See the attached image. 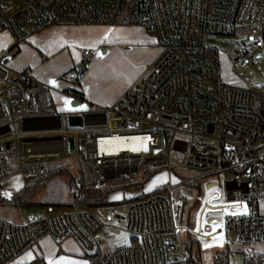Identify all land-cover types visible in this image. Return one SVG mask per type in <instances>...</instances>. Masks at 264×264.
<instances>
[{
    "label": "built area",
    "instance_id": "obj_1",
    "mask_svg": "<svg viewBox=\"0 0 264 264\" xmlns=\"http://www.w3.org/2000/svg\"><path fill=\"white\" fill-rule=\"evenodd\" d=\"M5 1L0 0V32H11L16 41L26 38L28 26L119 24L151 31L161 52L115 104L71 113L58 112L48 85L1 56L0 184L11 156L17 157L24 180L45 179L55 164L77 157L80 187L103 189L148 166L168 174L176 167L192 171L191 181H200L201 188L176 193L183 184L169 181L130 199L125 216L106 219L85 210L79 189H71L72 202L48 218L25 224L0 219V264H10L45 237L76 239L93 257L90 264H187L188 241L213 244L220 230L211 233L214 225L227 246V235H236V244L245 249L244 264H264V250L255 249L264 244V93L224 81L215 45L246 27L249 42L242 40L235 51L236 60L246 63L264 45L252 34L260 28L264 33V0H20L18 11ZM97 52L85 49L82 55L92 60ZM87 72L86 67L73 71L71 82L80 83ZM68 95L84 101L73 91ZM70 116H80L82 125L70 126ZM40 121L46 129H27ZM59 130L65 133L52 134ZM0 196L21 205L14 192L2 189ZM198 200L193 225L189 212ZM103 234L126 235L129 243L110 250Z\"/></svg>",
    "mask_w": 264,
    "mask_h": 264
},
{
    "label": "rangeland",
    "instance_id": "obj_2",
    "mask_svg": "<svg viewBox=\"0 0 264 264\" xmlns=\"http://www.w3.org/2000/svg\"><path fill=\"white\" fill-rule=\"evenodd\" d=\"M5 6L18 11L22 9L23 3L20 0H6ZM117 26L120 27V29H118ZM135 27L136 26H124L119 24L107 25L102 33L105 39L103 45L109 50H112V53L103 55L99 53V56H96L93 61H86L83 59V62L77 65V68L82 70L87 67L90 71L93 69L95 72V79L100 80L109 91L120 90L133 82L126 90L132 88L147 75V69H149V66L151 65V63L147 64V67L143 69L146 65L145 60L149 53L143 57V53H135L134 50L129 53L120 52L128 46L124 45L120 47L121 42L124 41L120 40V38L128 37L130 35L136 36L141 31H138V29H142ZM109 29L112 31H109ZM246 30V27H241L237 30L235 35L230 37H220L216 41L215 45L219 50L223 79L227 83L264 93V45L259 48L257 52L246 61V63L242 64L240 61L236 60L235 51L239 48L241 41L245 40L249 42L251 34H248ZM26 32L28 39L34 34V30L31 28H28ZM148 32L154 36L151 31H147V35H149ZM252 34L255 38L264 41V33L261 28L257 33ZM151 35L150 37H152ZM150 37L141 41L128 42H132L134 45L138 44L139 46L142 44L152 45L153 42ZM73 44V47L77 48L78 53L82 50V46L88 45L85 37L78 33L75 34ZM93 64L94 66H92ZM145 72L147 73L145 74ZM68 74L70 77L71 72ZM67 75L65 77H67ZM137 76L138 78L135 79ZM64 133V131L59 130L52 134L63 135ZM70 133L73 134V132ZM174 158L178 160L180 156L175 155ZM158 163H160V160L156 162V165H158ZM8 165L9 168L4 173L5 179L0 184V190L3 189L14 192L20 199L21 205H14L6 198L0 196V219L13 224H25L27 220L29 222H36L48 218L53 215L54 209L59 205L71 203L72 199L70 196V190L73 188L70 187L69 182L71 178L81 177L79 160L77 157H72L70 159L62 160L53 166L54 170H57L58 172L64 170L63 172L61 171L60 174L45 182L43 185H40L37 189L29 191L25 190L26 183L31 187L35 181H33V177L25 180L22 178L21 165L18 164L17 157H9ZM147 168L148 166H146L138 175L126 178L124 182H129L133 179L137 181L138 179L143 178V171ZM195 176V173L192 171L179 167L174 168L170 174L163 169L161 172L152 176L148 183L137 190L127 189V192L119 190L118 192L112 193L109 195L108 200L104 205L90 206L84 203L88 205L85 210L101 217L102 219H106L108 216H125L129 209V203L131 202L130 199L136 197L137 194L146 195L153 193L155 190L162 189V185L169 181L173 184H176V182L183 184L182 186L175 188L176 193L183 192L187 188L194 191H196L194 188L198 187V189H200V181H191ZM225 178L230 180L232 174L229 173ZM160 195L167 197L169 193L162 192ZM203 195L204 192L202 197H204ZM114 196H119L120 198L113 199ZM200 204L201 201L198 200L196 204L193 205V208L190 209L189 220L190 222L194 221L193 225L198 218L197 213ZM260 206L262 212H264V200L261 201ZM227 238L229 242L228 246L225 242L222 243L220 241H216L213 244H200V253L198 252L196 257H199L201 264H214V258L218 254L223 253H228L230 264H244V247L236 244V235L228 234ZM102 239L106 248L110 250H116L129 243L128 236L126 235L108 237L103 234ZM255 249L257 252L263 251L264 244L255 245ZM83 253L85 254L84 250Z\"/></svg>",
    "mask_w": 264,
    "mask_h": 264
},
{
    "label": "crops",
    "instance_id": "obj_3",
    "mask_svg": "<svg viewBox=\"0 0 264 264\" xmlns=\"http://www.w3.org/2000/svg\"><path fill=\"white\" fill-rule=\"evenodd\" d=\"M106 26L55 24L45 27L40 31H36L32 26H28L26 30L31 28L34 30V34L29 39L26 35V40L23 39L21 41H16L11 32L2 31L0 32V57L4 55L10 56V67L17 71H30L35 79L48 85L51 88L55 108L58 112L71 113L73 111H85L93 107L111 106L117 102L133 82L120 90L109 91L100 80L95 79L93 69L90 71L86 67L89 71L80 83L71 82L68 74L69 72L72 73L73 71L80 70L77 68V65L83 62L84 57L81 53L85 49H96L98 52L95 57L99 56V53L101 55L112 53V50L103 45L105 39L102 33L106 29ZM117 28L120 29L118 26ZM138 28H142L138 29V31L141 30L138 35L120 38V40H124L121 42L120 47L128 45L120 52L129 53L134 50L135 53H143V57L149 53L145 60L146 65L143 68L145 69L147 64L152 63L158 57L161 50L154 33V36L149 32V35H147V31L149 30L143 27ZM76 33L82 34L88 44L82 46L83 48L80 53H78L77 48L73 47ZM149 37L153 42L152 45L150 44L151 46L149 44L139 46L132 43ZM93 59L86 61H93ZM66 75L67 77H65ZM51 81H55V84L51 83ZM71 91L77 93L84 101L74 99L68 95ZM4 98V86L0 83V100ZM213 222H218V220H214ZM202 224L203 213L199 219V226ZM221 230L220 226L212 228L211 233H215L216 235V232H219L216 235L215 242H224V235L221 233ZM205 237L210 238L211 234H206ZM92 259L93 257L83 253V249L74 238L68 237L63 240H56L51 237H45L38 244L15 258L10 264H38V262L40 264H50V262L51 264H90Z\"/></svg>",
    "mask_w": 264,
    "mask_h": 264
},
{
    "label": "trees",
    "instance_id": "obj_4",
    "mask_svg": "<svg viewBox=\"0 0 264 264\" xmlns=\"http://www.w3.org/2000/svg\"><path fill=\"white\" fill-rule=\"evenodd\" d=\"M162 170L163 169L161 168L146 169L145 171H143V174H144L143 178H140L137 181L135 180H132L129 182H124V181L119 182L118 181L115 183L108 184L103 189H95L92 186L80 187L77 185L78 178H71L69 184L71 188L79 189L78 192L81 197V202L86 203L90 206H98V205H104L107 202L109 195H111L112 193L118 192L119 190L127 192V189L137 190L143 187L146 183L149 182L152 176H154L158 172H161ZM61 171L63 172L64 170H61ZM60 172H58L57 170H54V168L52 167L49 171L48 176L45 179H39L37 176H34L33 181H35V183L31 187H29L27 185L28 183H26L25 190L30 191V190L37 189L40 185H43L45 182L56 177V175L60 174ZM186 249L188 251V263L187 264H201L199 257H196L197 253L198 252L200 253L199 251L200 243L190 239L188 243L186 244ZM38 264H40V262H38ZM214 264H230L228 253L217 255L214 260Z\"/></svg>",
    "mask_w": 264,
    "mask_h": 264
},
{
    "label": "water",
    "instance_id": "obj_5",
    "mask_svg": "<svg viewBox=\"0 0 264 264\" xmlns=\"http://www.w3.org/2000/svg\"><path fill=\"white\" fill-rule=\"evenodd\" d=\"M69 125L70 126H81L83 123V120L80 116H70L69 119ZM47 128V123L44 121H40V122H36L33 123L32 125H29V127L27 128L29 129H35V130H43ZM69 144H70V151L73 153L75 151V140L74 138H70L69 139ZM154 161L153 160H149L148 164H152Z\"/></svg>",
    "mask_w": 264,
    "mask_h": 264
},
{
    "label": "snow or ice",
    "instance_id": "obj_6",
    "mask_svg": "<svg viewBox=\"0 0 264 264\" xmlns=\"http://www.w3.org/2000/svg\"><path fill=\"white\" fill-rule=\"evenodd\" d=\"M109 31H112V30L109 29ZM51 83L55 84V81H51ZM66 103H67V100H66ZM81 107H83V106H81ZM136 139H138V138H136ZM145 150H147V149L145 148ZM6 195H8V194L6 193ZM119 198H120L119 196H114L113 197V199H119ZM214 227H215V225H214ZM206 247H207V245H206ZM61 259H63V258H61ZM50 264H51V262H50Z\"/></svg>",
    "mask_w": 264,
    "mask_h": 264
},
{
    "label": "bare ground",
    "instance_id": "obj_7",
    "mask_svg": "<svg viewBox=\"0 0 264 264\" xmlns=\"http://www.w3.org/2000/svg\"><path fill=\"white\" fill-rule=\"evenodd\" d=\"M125 26V25H124Z\"/></svg>",
    "mask_w": 264,
    "mask_h": 264
}]
</instances>
